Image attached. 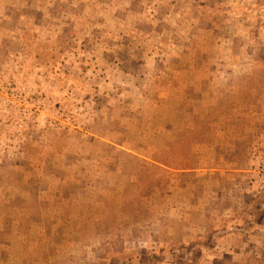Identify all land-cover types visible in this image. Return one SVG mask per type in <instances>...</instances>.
Instances as JSON below:
<instances>
[{
    "label": "rangeland",
    "instance_id": "rangeland-1",
    "mask_svg": "<svg viewBox=\"0 0 264 264\" xmlns=\"http://www.w3.org/2000/svg\"><path fill=\"white\" fill-rule=\"evenodd\" d=\"M0 264H264V0H0Z\"/></svg>",
    "mask_w": 264,
    "mask_h": 264
},
{
    "label": "crops",
    "instance_id": "crops-1",
    "mask_svg": "<svg viewBox=\"0 0 264 264\" xmlns=\"http://www.w3.org/2000/svg\"><path fill=\"white\" fill-rule=\"evenodd\" d=\"M157 166L166 168L164 164L156 163ZM187 171H193V169H186Z\"/></svg>",
    "mask_w": 264,
    "mask_h": 264
},
{
    "label": "trees",
    "instance_id": "trees-1",
    "mask_svg": "<svg viewBox=\"0 0 264 264\" xmlns=\"http://www.w3.org/2000/svg\"><path fill=\"white\" fill-rule=\"evenodd\" d=\"M239 138H241V137H239Z\"/></svg>",
    "mask_w": 264,
    "mask_h": 264
}]
</instances>
